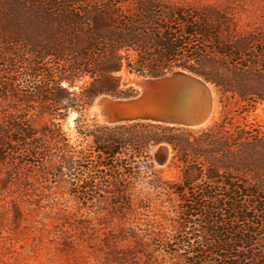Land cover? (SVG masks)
<instances>
[{
	"label": "trees",
	"instance_id": "1",
	"mask_svg": "<svg viewBox=\"0 0 264 264\" xmlns=\"http://www.w3.org/2000/svg\"><path fill=\"white\" fill-rule=\"evenodd\" d=\"M178 69L211 83L221 103L264 104V16L260 28L245 31L215 5L0 0V104L16 112L0 125V160L44 165L56 146L68 147L62 121L76 111L87 149L68 151L51 175L80 177L73 194L85 205L111 199L125 211L135 205L133 181L154 166L152 150L172 148L182 181L158 178L154 188L180 197L188 230L164 252L182 253L188 264L209 256L264 264V125L235 126L229 114L198 136L156 124L81 125L97 97L132 95L124 71L160 77Z\"/></svg>",
	"mask_w": 264,
	"mask_h": 264
},
{
	"label": "rangeland",
	"instance_id": "2",
	"mask_svg": "<svg viewBox=\"0 0 264 264\" xmlns=\"http://www.w3.org/2000/svg\"><path fill=\"white\" fill-rule=\"evenodd\" d=\"M173 1L226 8L236 15L245 31L263 24L264 0ZM214 95L213 122L190 129L195 135L225 114L234 118L235 126L264 125L260 111L264 104L253 108L235 100L224 99L221 103L215 87ZM92 104L84 111L81 124L89 129L92 120L102 123ZM13 114L12 104H0V125L8 124ZM77 116L76 111H70L62 121L68 147L56 146L44 165L19 167L10 160H0V264H188L182 253L170 255L163 250L166 242L188 230L182 201L177 194L170 196L154 188L158 178L169 183L182 181L184 165L174 158L176 152L167 149L169 160L161 164L158 156L162 147L152 150L153 168L130 187L135 199L131 210L115 207L111 199L85 205L73 194L76 185H81L80 177L65 174L54 180L50 172L68 151L87 149L88 143L78 133ZM205 264L222 261L209 256Z\"/></svg>",
	"mask_w": 264,
	"mask_h": 264
},
{
	"label": "water",
	"instance_id": "3",
	"mask_svg": "<svg viewBox=\"0 0 264 264\" xmlns=\"http://www.w3.org/2000/svg\"><path fill=\"white\" fill-rule=\"evenodd\" d=\"M127 73L132 76L131 80L123 79L122 85L132 87V95H101L93 102L92 107L97 111L95 116L101 124L145 123L194 129L212 119L214 86L205 79L180 69L160 77ZM97 99H100L98 103ZM158 160L161 164L168 162L167 148H161Z\"/></svg>",
	"mask_w": 264,
	"mask_h": 264
},
{
	"label": "bare ground",
	"instance_id": "4",
	"mask_svg": "<svg viewBox=\"0 0 264 264\" xmlns=\"http://www.w3.org/2000/svg\"><path fill=\"white\" fill-rule=\"evenodd\" d=\"M122 74H123L124 79H125L124 81L128 82L129 80H131V77H132V76H130L126 71H124ZM213 91H214V88H213ZM214 96H215V95H214ZM99 100H100V99H97V103L99 102ZM95 107H96V106H95ZM215 107H216V101H215ZM260 111H261L262 117H263V119H264V106L260 109ZM215 115H216V109L214 108V114H213L212 119L209 120L204 126L210 124V123L213 121ZM74 117H75V115H73L71 118L73 119ZM101 122H102V121H101ZM72 124H73V123H72ZM204 126H202V127H204Z\"/></svg>",
	"mask_w": 264,
	"mask_h": 264
}]
</instances>
